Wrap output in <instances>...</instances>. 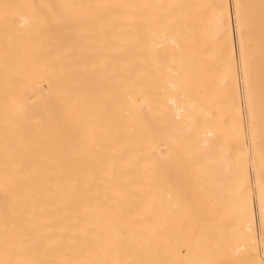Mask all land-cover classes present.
Returning a JSON list of instances; mask_svg holds the SVG:
<instances>
[{"label":"bare ground","instance_id":"6f19581e","mask_svg":"<svg viewBox=\"0 0 264 264\" xmlns=\"http://www.w3.org/2000/svg\"><path fill=\"white\" fill-rule=\"evenodd\" d=\"M0 264H264V0H0Z\"/></svg>","mask_w":264,"mask_h":264}]
</instances>
